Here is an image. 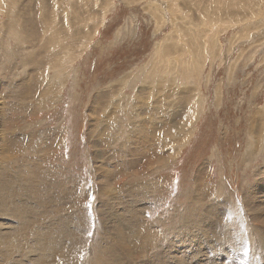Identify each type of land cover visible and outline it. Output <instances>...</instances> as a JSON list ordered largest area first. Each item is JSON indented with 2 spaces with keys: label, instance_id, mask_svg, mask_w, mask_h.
Instances as JSON below:
<instances>
[{
  "label": "rangeland",
  "instance_id": "374dc122",
  "mask_svg": "<svg viewBox=\"0 0 264 264\" xmlns=\"http://www.w3.org/2000/svg\"><path fill=\"white\" fill-rule=\"evenodd\" d=\"M0 119L9 246L146 224L164 264H264V0H0Z\"/></svg>",
  "mask_w": 264,
  "mask_h": 264
},
{
  "label": "bare ground",
  "instance_id": "6f19581e",
  "mask_svg": "<svg viewBox=\"0 0 264 264\" xmlns=\"http://www.w3.org/2000/svg\"><path fill=\"white\" fill-rule=\"evenodd\" d=\"M0 135H1V133H0ZM2 142H3V140H2ZM1 144L2 143H0V145ZM1 174L2 175H0V176H3L4 173L1 172ZM1 188H4V186H2ZM201 215H202V213H201ZM50 216H51V214H50ZM45 218L46 217L43 218V221H44ZM26 219H28V218H26ZM196 220L197 219L195 218L194 221H196ZM45 223L41 224V221H40V223H39L40 227L39 226H35V228H34V227L30 226L29 227V232H24L25 227H24L23 224H20L19 225V233H20V235L25 234L27 239H28V241L24 239L22 245L20 244V241H22V237L19 240L17 234H15L17 236V238L15 239L17 242L13 246H9V242H6L5 239L2 240L1 237H0V246H1L0 247V264H14L13 262L17 263L16 262L17 260H14V257H15V255H18L20 253L19 250L21 251V254H22L20 259H25L26 258L22 262L23 264H27L26 261L28 262V260H30L32 264H51L50 257L53 254V251H57V255L54 256L52 261H55L57 259L56 257L60 258L59 256H61V255L65 256L68 253V251L66 253V250L63 249V246L59 249L58 245L60 244V242L63 243L62 242V240H63L62 235H68L67 230L64 231V228L67 227V226H64L63 231L61 229L62 232L60 231L59 235H57L56 237L51 239L50 238V236H51L50 233L51 232L54 233V230L51 231L50 233L48 231L47 232L46 231L43 232V230H45V228H42L41 226H46ZM48 225H50V224H48ZM150 226L151 225H147L146 226V224H143V225L142 224L141 225L133 224V225H128V227H125L124 230L123 229H118V228L114 229L113 227H108L107 226L108 230L105 229L103 232H100L99 230L96 231L99 234V236H98V238L96 240L91 239V240H93L92 241L93 245H91V250H89L88 253L84 252L85 254H89V256L86 257V261L84 260V258H83V260L86 262V264H126V263L135 264V262H137V263L140 262L142 264H164V262H165V260H164V256L165 255L163 253L164 250L167 249V248L175 247L176 246L175 244H177V243L173 244L172 242L170 243V241L166 240L167 238L164 235V232L166 231V228L164 226H163L164 228H160V229L155 227V230H154L153 227H150ZM192 226H194V225H192ZM194 227H197V226H194ZM199 228H202V226L199 227ZM70 229H71V231L72 230L77 231V228H73V229L69 228V233L71 232ZM199 230H202V229H199ZM170 231H175V229H173V228L171 229L170 228ZM177 231L178 230H176V232ZM203 231H204V229H203ZM71 234H74V233H71ZM71 234H70V236H71ZM31 236H33V238ZM35 236H36V238H35ZM6 238H7V236H6ZM12 238H14V237H12ZM29 238L31 239V241H30ZM135 238H140L139 242H138L139 245H140V249H138V251L135 252V253H137L136 254L137 257L136 256L133 257L134 255L131 256V255H128V254H126L127 256H125V255L121 256L122 254L121 255L119 254L120 251L118 252V248L117 247L118 246L125 247L127 244L132 243L131 241L133 239H135ZM72 242H74V241L72 240ZM252 242H253V240H252ZM24 243L27 244L25 246L27 248V249L25 248L26 249L25 252H24V249H23L24 248ZM146 245H148V247ZM179 246H181V247H179ZM78 247H79V245H78ZM178 247L179 248H184V242L179 243ZM17 248L19 249L18 251H17ZM145 248H146L147 251H145ZM47 250L48 251H52V253L48 254L47 252H45ZM120 250H121V248H120ZM121 253H123V252H121ZM177 257L173 258V257L170 256V258L174 260V262L172 264H174V263L178 264ZM76 258H78V257H75L73 259V258H70L69 255H68V256H66V261H69V259H70L73 262V264H79L80 258L79 259H76ZM61 259L62 258H60V261H61ZM180 261H182V260H180ZM19 264H20V262H19ZM55 264H56V262H55ZM83 264H85V263H83ZM188 264H197V259H195V257L191 256L190 259H188Z\"/></svg>",
  "mask_w": 264,
  "mask_h": 264
}]
</instances>
